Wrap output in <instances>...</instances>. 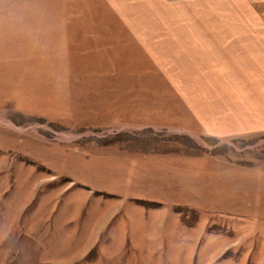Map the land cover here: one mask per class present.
Instances as JSON below:
<instances>
[{
	"label": "rangeland",
	"instance_id": "rangeland-1",
	"mask_svg": "<svg viewBox=\"0 0 264 264\" xmlns=\"http://www.w3.org/2000/svg\"><path fill=\"white\" fill-rule=\"evenodd\" d=\"M0 264H264V0H3Z\"/></svg>",
	"mask_w": 264,
	"mask_h": 264
},
{
	"label": "clouds",
	"instance_id": "clouds-1",
	"mask_svg": "<svg viewBox=\"0 0 264 264\" xmlns=\"http://www.w3.org/2000/svg\"><path fill=\"white\" fill-rule=\"evenodd\" d=\"M3 2V0H0V3H2Z\"/></svg>",
	"mask_w": 264,
	"mask_h": 264
}]
</instances>
